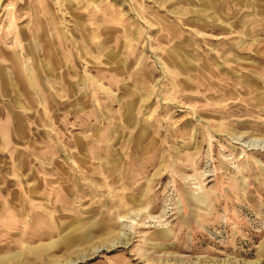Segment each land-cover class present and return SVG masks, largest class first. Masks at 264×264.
I'll use <instances>...</instances> for the list:
<instances>
[{"label":"rangeland","instance_id":"rangeland-1","mask_svg":"<svg viewBox=\"0 0 264 264\" xmlns=\"http://www.w3.org/2000/svg\"><path fill=\"white\" fill-rule=\"evenodd\" d=\"M0 264H264V0H0Z\"/></svg>","mask_w":264,"mask_h":264},{"label":"crops","instance_id":"crops-1","mask_svg":"<svg viewBox=\"0 0 264 264\" xmlns=\"http://www.w3.org/2000/svg\"><path fill=\"white\" fill-rule=\"evenodd\" d=\"M28 123V125H30L31 123H29V122H27ZM19 126H21L22 127V123H20V124H18V127ZM29 147V149H31V147L30 146H28Z\"/></svg>","mask_w":264,"mask_h":264}]
</instances>
